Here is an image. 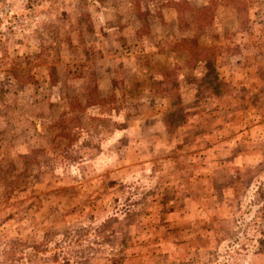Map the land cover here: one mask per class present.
<instances>
[{
	"label": "rangeland",
	"instance_id": "374dc122",
	"mask_svg": "<svg viewBox=\"0 0 264 264\" xmlns=\"http://www.w3.org/2000/svg\"><path fill=\"white\" fill-rule=\"evenodd\" d=\"M0 264H264V0H0Z\"/></svg>",
	"mask_w": 264,
	"mask_h": 264
},
{
	"label": "trees",
	"instance_id": "16d2710c",
	"mask_svg": "<svg viewBox=\"0 0 264 264\" xmlns=\"http://www.w3.org/2000/svg\"><path fill=\"white\" fill-rule=\"evenodd\" d=\"M182 3H184V2H182ZM194 9L196 11V10L199 9V7H194ZM194 9H193V11H194ZM193 11L190 12V15H189V13H187V16L186 17H180L178 15V19H177V21L179 22V24H178L179 31L185 32V30L188 29V32L186 34L191 33V35L186 38V40L189 39L188 42H190V44H191V41L193 40V38H195L197 36L204 37V35L202 34V32H203L202 27H201L202 25H200V23H199V21L202 22V18L201 19H198V17L195 14L193 15ZM186 19H189L190 22L188 24V27L185 28V21H186ZM194 23H195V26H193ZM137 32H138V29H137ZM203 50L204 49H200L201 52ZM176 67H177V65H174V67H172L171 70H173V68H176ZM168 74L170 75V72L169 71H168L167 75ZM94 92L96 93L95 87H94ZM109 94L110 95H113L111 92H109Z\"/></svg>",
	"mask_w": 264,
	"mask_h": 264
}]
</instances>
